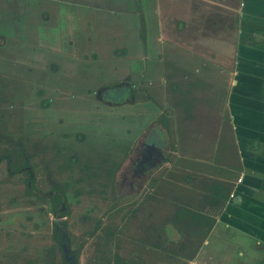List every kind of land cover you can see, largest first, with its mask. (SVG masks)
Returning a JSON list of instances; mask_svg holds the SVG:
<instances>
[{"label": "rangeland", "instance_id": "rangeland-1", "mask_svg": "<svg viewBox=\"0 0 264 264\" xmlns=\"http://www.w3.org/2000/svg\"><path fill=\"white\" fill-rule=\"evenodd\" d=\"M4 5L8 7L0 0V136L9 137L12 144L25 145L34 166L35 187L43 193L51 190L44 179L46 163L54 172V164L61 160L34 157L42 149L49 152L54 147L53 142L41 145V132L46 139L56 115L39 107L48 93L55 94L57 101L58 97L62 101L63 96L72 98L79 112L75 111L78 115L68 128L59 126V136H70L63 149L77 156L79 164L50 176V183L54 179L65 189V211L56 224L65 225L69 252L76 256L69 261L162 264V251L167 247V262L178 258L177 263L195 264L190 257L196 250L200 252L207 228L187 221L188 213L185 217L177 215L178 209L210 216L209 207L201 211V192L195 199L194 187L207 191L208 177L239 179V174L231 170L233 159L216 156L218 149L210 143L209 132L197 130L202 122H213L220 132L222 128L226 131L224 84L215 87L206 83L214 79V68L205 67L200 76L203 81H192L191 75L182 74L178 66L168 69L167 63H158L154 56L158 54L162 59L163 55L156 53L159 50L150 33L154 31L152 18L140 44L130 31L131 23L134 26L136 22L134 13L117 20L107 10L91 12L82 8L81 17L58 19L53 27L43 30L39 27L45 24L39 17L44 9L37 11L33 1L23 5L20 13L19 5L9 11ZM104 6L114 7L116 3L107 0ZM4 8L9 18L19 17L6 30L9 20L3 15ZM84 13L91 18L84 19ZM98 30L101 44L97 43ZM114 34L126 44L113 43ZM51 45L58 46V51ZM223 69L232 71L230 66ZM52 78L58 80L57 85L47 83ZM19 79L26 82L20 85ZM119 85L130 90L128 97L133 106L110 108L95 98L98 91L109 93ZM212 107L217 108V115L206 113L205 109ZM43 124H47L46 130ZM200 133L208 137L200 140ZM5 143L0 139V154L4 150L13 153L15 147H1ZM152 144L155 158H151L147 169L142 157ZM11 159V171L18 169L20 160ZM45 204V200L26 193L25 173L11 178L6 161L1 160L0 264H64L63 251L57 244L54 258L47 256L56 218L48 209L45 212L33 207ZM222 205L217 200L216 210ZM213 247L211 252L204 245L205 253L199 254L198 264H253L246 256L238 255L237 247L221 239ZM210 254L214 255L213 261Z\"/></svg>", "mask_w": 264, "mask_h": 264}, {"label": "crops", "instance_id": "crops-1", "mask_svg": "<svg viewBox=\"0 0 264 264\" xmlns=\"http://www.w3.org/2000/svg\"><path fill=\"white\" fill-rule=\"evenodd\" d=\"M29 1L35 4L42 1L43 14L52 11L51 21L44 23L45 27H39L43 30L53 27L58 19L81 17L82 8L91 12L107 10L117 20L128 14L132 17L134 13L136 22L134 26L131 23L130 31L134 33L136 43L142 41L140 37L146 34L152 18L154 31L150 33L159 50L156 53L163 55L162 59H158V54L154 56L158 63H167L168 69L178 66L182 74L191 75L192 81H203L200 76L205 67L214 68V79L210 78L206 83L215 87L224 84L228 111L226 131L222 128L220 132L213 122H202L197 130L208 131L210 143L218 149L216 156L233 159L232 163L238 169L242 168V172L234 171L239 174L238 180L208 177L205 181L207 191L196 185L193 194L196 199L201 192V211H207L209 207L210 217H217L206 245L218 237L237 247L238 255L246 256L253 264L263 261L264 0H110L116 3L114 7L104 6L107 0ZM41 8L36 7L37 11ZM90 18L84 13V19ZM41 19L39 17L42 23ZM98 35L97 43L101 44L100 30ZM39 42H42L40 37ZM112 42L126 44L124 39H119V34H114ZM224 66H230L232 71L223 69ZM216 109L205 110L217 115ZM198 135L200 140L208 137L206 133ZM210 184L221 191H213ZM186 195L190 202V194ZM217 200L223 202L219 210L215 207ZM219 212H222L220 217Z\"/></svg>", "mask_w": 264, "mask_h": 264}, {"label": "flooded vegetation", "instance_id": "flooded-vegetation-1", "mask_svg": "<svg viewBox=\"0 0 264 264\" xmlns=\"http://www.w3.org/2000/svg\"><path fill=\"white\" fill-rule=\"evenodd\" d=\"M25 0H4V3L7 4L8 7H6L5 5V8L9 11L10 8L14 9V8H17V6L19 5L18 7V12L17 13H20L21 12V9L23 8V5H24V2ZM28 3H29V0H28ZM17 5V6H16ZM36 7H43V3L41 1V3H37L35 4ZM4 8V16L6 17V20H9L5 26V30L8 29V26L11 22H14L16 21V19H19L18 16H14L12 18H9L8 14H7V10ZM44 8V7H43ZM52 11L49 10L47 11L46 13L48 14H43L42 13V22L43 23H49L51 21V13ZM3 16V17H4ZM21 24V22H20ZM22 25V24H21ZM46 29V28H45ZM22 31V32H21ZM21 33H23V37H25V30L22 29L20 30ZM70 42V40H69ZM68 42V43H69ZM72 45V42L70 43V46ZM54 49L56 51H58V46L54 47ZM117 49H113V51H116ZM13 78H16V77H13ZM12 78V79H13ZM20 83V85H22V83H25L26 80L23 79V80H20L18 81ZM47 83H54L57 85L58 83V80L57 79H54L52 78L51 80H49ZM55 86V85H54ZM123 87V86H122ZM120 88V85L119 86H116L114 88H112L113 90H110L109 93H105L106 90H103L101 93L100 91L97 92V94H95V98H99L101 100V102L105 103L107 106H110V108H112L114 106V108H121L127 104H131V106H133V101L132 99H130L128 97V95L130 94V90H127V88ZM87 92V91H86ZM85 92V94H86ZM41 95L40 96H44V91H41L40 92ZM100 93V94H99ZM103 93V94H102ZM55 95V94H54ZM54 95H49L47 93V96H45V98H43V102H42V105L39 107L41 111H50V112H53L55 113L56 115V121L55 123H52L51 126H50V133L48 135V137L46 139H43V132H41V145L46 143V142H53V151L50 149L49 152H51L49 154L48 151H45V150H41V154L39 153H35L34 154V157L37 156L40 157L42 156V158H57L58 160H61L62 161V158H64V162L63 165L61 164V161L55 165V168H54V172L52 171H49V165H48V162L46 163V166H45V169H46V173H47V176L45 175L44 179L46 180V182L48 184L51 185V190L49 192H46V193H43L39 190L36 189L35 187V174H34V166L30 164V157L29 155H27V152H26V149H25V145L22 144L21 142H19L18 144H12L9 137H5L6 139H4L2 136H0V139H3L5 140V142H8V145L7 143H5L4 145H2L1 147L3 146H13L15 147L14 150H12L13 153H9V152H6L5 153V150L3 151V154H0V163H1V160H5L6 161V169H7V174H9V176L11 178H14L16 177V175L20 172H24L26 174V193L28 195H32V196H35L36 199H39V200H45L46 204L43 205V206H39V207H35L33 206L36 210L38 208H41V210H47V212L50 214V213H53L54 217L56 218L55 220H53V229H52V234H51V237H50V242H49V247H47V249H49V254L47 255L48 258L51 260L54 258L55 256V249L59 246V248L61 249V251H63V257H64V264H72L71 261H69V259L73 260V258L76 259V256H74L73 252H69V249H68V238L67 236L64 234L66 232V228H65V225H58L56 224L58 222V218L61 217V215L64 213L63 211H65V207H66V204H65V189L61 186V184H59V182L57 181H53L50 183V176H52V174H56L57 172H59L60 170H65V169H69L70 167H73V166H76L79 164L78 162V157L75 156V155H72L70 154L69 150H64L63 147L66 146V142L70 139V136H68V134H62L59 136V131L62 130L61 127H65L67 126V128L69 127V125L72 124V120H73V117L74 116H77L79 113L78 111L75 110V107H74V100L72 98H68V97H65L63 96L64 94L62 93L61 96H63L65 99L64 101H62V99H60L58 97V101H57V97H54ZM81 96L83 95L80 94ZM87 95V94H86ZM67 99V101H66ZM59 100H61V102H59ZM132 102V103H131ZM54 103V105L56 104V107H54L52 104ZM68 103V104H67ZM77 113H76V112ZM103 114H105L104 112H102ZM60 114L63 115L61 118H60ZM88 115L91 116L92 113H87ZM89 117V116H88ZM93 118H96L95 116H92ZM103 120H106V117H103L102 118ZM98 121V120H97ZM100 122V121H98ZM75 124V120H74V123ZM101 124V122H100ZM45 126V130L47 129V124H43ZM58 125V126H57ZM61 126V127H59ZM151 126V125H150ZM133 130V129H132ZM81 137L83 135H80ZM138 137V136H137ZM136 137V138H137ZM132 139V138H131ZM138 140V138L135 140V142ZM61 144V146H60ZM64 144V145H63ZM45 145H48V144H45ZM18 148V149H16ZM11 158H18V160H20V163L18 165V169H15L13 171H11V163H12V159ZM144 158L145 160V163L148 165L147 166V169L149 168V165H150V160L151 158H155V147L154 145H149L147 146V150H146V153L144 155ZM60 167V168H59ZM81 169H83V167H81ZM240 169V170H239ZM237 168L236 165L232 166V171H237V172H242V168ZM145 170V168H144ZM10 172V173H8ZM37 172V171H36ZM38 173V172H37ZM211 185V188L212 190H217V192L219 193L221 190L218 189L216 187V185H214V188H213V185ZM221 194V193H220ZM226 194V193H224ZM228 195V194H227ZM224 198L226 196H223ZM31 207V208H33ZM26 209V208H25ZM179 212L177 215H182L185 217V213L187 214L188 213V218H186L187 221H191V223L193 225H199L201 228H207L206 229V233L202 239V243H201V247L199 249V253H197L198 251L196 250V252H194V255L190 257V259L194 260L195 261V264H198V256L199 254L202 252V253H205V250H204V245H206V242L208 241L209 239V233L211 232V230L213 229L214 225L216 224L217 222V217L213 218V217H208V216H204V215H200L199 213L196 214V213H190L189 211H185V210H182V209H178ZM48 214V215H49ZM222 214V212L218 213V217H220ZM185 220V221H186ZM55 232V233H54ZM214 240H210L208 242V245H206V248L209 249L208 247L211 248V252H213L215 250V248L213 247L214 246V243L216 241H219L215 238H212ZM52 241V243H51ZM58 245L54 248L55 245ZM164 246V244H163ZM54 249V250H53ZM65 249V250H64ZM210 250V249H209ZM208 252V250H206ZM163 254L161 255V260H162V264H182L181 263H177L176 260L178 258H175L174 259V262L173 263H170V262H167V260L170 258V253H168V249L167 247L164 248V251H162ZM196 254V255H195ZM214 256V255H213ZM209 257V256H208ZM136 258L138 259V257L136 256ZM180 259H181V256H180ZM189 259V260H190ZM209 259L211 261H213V257L212 255L210 254V257ZM76 264V263H75ZM183 264H187L186 262H183ZM190 264V261L189 263ZM256 264H264V260L263 261H259L257 262Z\"/></svg>", "mask_w": 264, "mask_h": 264}]
</instances>
